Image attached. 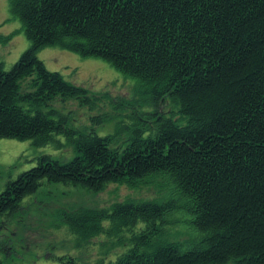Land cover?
I'll list each match as a JSON object with an SVG mask.
<instances>
[{"label":"trees","instance_id":"1","mask_svg":"<svg viewBox=\"0 0 264 264\" xmlns=\"http://www.w3.org/2000/svg\"><path fill=\"white\" fill-rule=\"evenodd\" d=\"M8 6L29 46L9 68L0 60V137L67 144L75 154L67 161L37 156L7 183L0 214L44 179L94 191L153 185L159 197L80 205L59 216L76 241L104 235L95 264L115 246L123 251L107 264H264V0ZM46 46L104 60L135 79L156 107L169 100L170 110L149 115L152 122L134 117L122 147L109 134L72 127L50 104L96 96L49 70L37 55ZM174 220L187 225L186 238L171 233Z\"/></svg>","mask_w":264,"mask_h":264},{"label":"rangeland","instance_id":"2","mask_svg":"<svg viewBox=\"0 0 264 264\" xmlns=\"http://www.w3.org/2000/svg\"><path fill=\"white\" fill-rule=\"evenodd\" d=\"M10 34L9 40H0V60L6 68L19 58L29 41L21 30L20 21L11 15L8 0H0V36ZM37 55L49 70L60 72L65 80L83 87L89 96H96L93 102L87 103H81L79 98L57 99L49 107L67 114L69 124L74 128L111 135L115 147L124 145L134 117H145L152 122L149 115L157 111L168 113L171 108L169 100L156 107L148 97L136 91L135 79L100 58L82 57L55 46L43 47ZM101 117L104 118L102 121ZM41 154L67 161L75 153L67 144L57 149L51 145L35 146L30 141L0 137V194L9 181L31 168ZM154 187L144 185L133 189L109 183L94 191L44 179L34 193L23 197L14 211L0 214V264H70L72 260L76 264H95L102 255L100 243L105 239L104 235L76 241L60 218L59 210L80 205L108 207L114 201L129 197L137 200L159 197ZM169 228L171 233H179L178 239L186 238L190 232L180 220H174ZM173 234L171 238L175 239ZM123 248L115 246L112 253L105 255L103 263L113 260Z\"/></svg>","mask_w":264,"mask_h":264}]
</instances>
